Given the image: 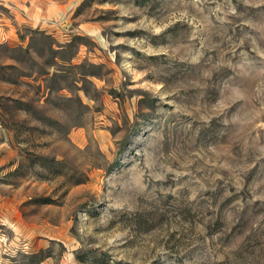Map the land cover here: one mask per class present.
Returning a JSON list of instances; mask_svg holds the SVG:
<instances>
[{"label": "rangeland", "instance_id": "374dc122", "mask_svg": "<svg viewBox=\"0 0 264 264\" xmlns=\"http://www.w3.org/2000/svg\"><path fill=\"white\" fill-rule=\"evenodd\" d=\"M0 264H264V0H0Z\"/></svg>", "mask_w": 264, "mask_h": 264}]
</instances>
